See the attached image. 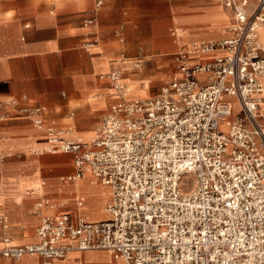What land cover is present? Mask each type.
Masks as SVG:
<instances>
[{"label": "built area", "instance_id": "built-area-1", "mask_svg": "<svg viewBox=\"0 0 264 264\" xmlns=\"http://www.w3.org/2000/svg\"><path fill=\"white\" fill-rule=\"evenodd\" d=\"M220 2L233 14L222 31L228 37L176 51V74L155 95L125 100L120 70L106 75L119 101L90 141L74 123L46 122L39 106L25 110L45 139L35 153L72 156L74 173L65 181L88 173L110 188L103 208L109 220L45 217L35 243L15 246L4 238L0 258L50 264L103 250L124 264H264V48L254 32L264 0L251 13L248 0ZM101 6L97 1L94 13ZM1 144L0 137V163ZM187 176L193 184L184 192ZM82 203L76 200L78 208Z\"/></svg>", "mask_w": 264, "mask_h": 264}, {"label": "crops", "instance_id": "crops-1", "mask_svg": "<svg viewBox=\"0 0 264 264\" xmlns=\"http://www.w3.org/2000/svg\"><path fill=\"white\" fill-rule=\"evenodd\" d=\"M97 1L102 6L94 13ZM177 2L179 6L171 24L190 34L186 38L182 35L183 42L228 37L222 31L233 24V14L220 0ZM176 16L184 18V23L175 25ZM90 18L95 19L93 25L81 26ZM124 18L129 26L123 33L122 25L116 28ZM124 39L128 58L119 65L112 57ZM91 40H96L97 45L88 49L86 43ZM159 40L164 45L152 48L151 54L135 62L132 0H92V5L87 0H0V137L5 161L0 167V249L4 238L15 246L35 243V230L45 217L65 214L73 219L87 216L92 223L109 220L103 208L111 199L110 188L88 173L77 184L62 181L74 173L72 156L33 153V148L45 145V139L33 127L32 117L25 110L39 106L45 110L46 122L58 128L74 123L79 135L84 138L92 135L101 117L119 101L113 84L106 78L111 71L124 70L123 80L136 82L132 97L155 95L176 74L177 45L165 30ZM154 55L160 59L152 60ZM166 56L170 58L165 59ZM132 63L141 66L133 68ZM158 85L155 93L149 95L150 89ZM22 97L27 100L22 101ZM10 100L16 101L15 106L6 104ZM37 190H42L43 195ZM80 196L85 197L82 210L76 206ZM62 201L67 203L59 205ZM0 264H43V261L38 257L19 261L0 258ZM50 264L124 263L115 261L107 251L96 250L74 252Z\"/></svg>", "mask_w": 264, "mask_h": 264}, {"label": "rangeland", "instance_id": "rangeland-1", "mask_svg": "<svg viewBox=\"0 0 264 264\" xmlns=\"http://www.w3.org/2000/svg\"><path fill=\"white\" fill-rule=\"evenodd\" d=\"M61 2H65V0H60ZM88 5L91 2L92 5V0H87ZM183 0H181L182 2ZM259 0H248V10L249 13L253 12V9L257 6ZM181 4V3H180ZM221 4V2H220ZM87 5V4H86ZM179 4L177 0H132V58H137V60H140L147 54H151L149 51L152 48H156L158 46H161V44L164 45L163 42H160V33L165 30L168 38L172 41H174V37L171 36V31H174L175 29L181 30L179 27H173L171 24L173 15L176 14L177 8ZM257 14V15H256ZM264 12L261 11V6L256 10L254 16H260L264 17ZM86 20V19H85ZM84 20V21H85ZM83 21V22H84ZM185 21L184 18L182 17H174V24L175 25H181ZM83 22L81 26L84 27ZM123 26V33L125 32L126 27L129 26L128 24V19L124 18L118 25L116 29H118L120 26ZM220 27L216 29L218 31ZM115 29V30H116ZM181 33L183 37H189L190 34L188 32H183L181 30ZM264 34V30H263ZM115 34L113 33V36ZM170 36V37H169ZM118 39V38H117ZM120 39V37H119ZM113 41L116 40L115 37L112 39ZM118 43V42H117ZM111 45L113 44L112 42L110 43ZM119 45V50L118 52L112 57V60H117L120 58V55H123V60H127L128 55H127V49L128 47L126 46V40L124 39L121 43H118ZM127 48V49H126ZM177 51V50H176ZM149 52V53H146ZM158 52H155L156 54ZM159 56H164L165 52L163 53H158ZM170 57L166 56L165 59H169ZM157 56L154 55L152 60H159ZM142 60V59H141ZM117 63V62H116ZM141 66V65H139ZM132 67H136V63H132ZM124 71V70H123ZM169 77V76H168ZM168 77L165 79V81L168 79ZM121 78H124V75H121ZM134 83V82H133ZM136 83V82H135ZM134 85V84H133ZM142 85H147L146 83H143ZM160 85L157 87L153 86L152 89L149 91V95L155 93V91L158 89ZM94 133V132H93ZM32 149V152H34V149ZM38 149H41L39 147ZM4 161V160H3ZM1 161L0 167L3 163ZM5 162V161H4ZM65 178V177H63ZM193 184V179L190 176L184 177L182 179V190L184 192L188 191Z\"/></svg>", "mask_w": 264, "mask_h": 264}, {"label": "bare ground", "instance_id": "bare-ground-1", "mask_svg": "<svg viewBox=\"0 0 264 264\" xmlns=\"http://www.w3.org/2000/svg\"><path fill=\"white\" fill-rule=\"evenodd\" d=\"M263 21L264 20H262V18L258 17L257 20H256V23H255V28H254V32H255V35H256L257 44H258V46H260L262 48H264V34H263L264 23H261ZM171 32H172L171 33V36L174 37L173 44L177 45V51L185 50L188 47L189 43H185V42L182 41V39H181V37H182L181 30L175 29L174 31H171ZM116 62L119 65H123L125 63V61L124 60L122 61L120 58H118L116 60ZM136 67H137V64H136ZM120 73H121V75H123V70H120ZM134 83L132 82V84H131L129 82H126L125 80H123L121 78V76H120V78H118L117 85L118 86L125 85V88H126V90H125V92L123 94L124 99L125 100H130V99L133 100V99H137V98H145V97H148V95L147 96H141V97H132V94H133V84ZM142 88H144V86ZM94 134L92 133V135H90V136H87V137L85 136L86 138H84L82 135H79V136L82 138V141L88 142L94 136ZM38 148L39 147H37L36 149H34V152H37L38 153V150H39ZM62 181H65L64 178H62ZM65 182H67V181H65ZM78 182L79 181H76V182L71 183V184H77ZM42 185H44V183ZM37 192L41 193L42 195L44 193L42 190H37ZM77 199H82L83 200V203H82L81 207H79V209L82 210L85 207V203H84L85 202V197L80 196ZM66 203H67L66 201H62V202L59 203V205H64ZM84 218H87V216H84ZM87 219H90V218H87Z\"/></svg>", "mask_w": 264, "mask_h": 264}]
</instances>
